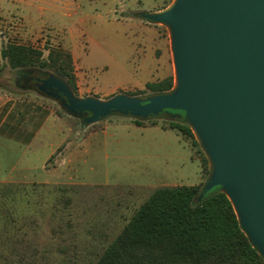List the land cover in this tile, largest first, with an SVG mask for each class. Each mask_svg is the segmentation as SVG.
Instances as JSON below:
<instances>
[{
  "label": "rangeland",
  "instance_id": "rangeland-1",
  "mask_svg": "<svg viewBox=\"0 0 264 264\" xmlns=\"http://www.w3.org/2000/svg\"><path fill=\"white\" fill-rule=\"evenodd\" d=\"M12 1L0 0L11 8L7 17L0 12V85L26 91L16 86L15 73L1 58L8 44L32 47L44 59L51 50L71 49L78 60L72 70L76 96L107 100L115 93L137 91L132 89L144 71L139 49L142 28L151 23L141 14L163 9L173 0ZM158 27L169 44L167 29ZM169 64L174 80L171 52ZM71 120L81 129L80 120ZM118 120L134 122L113 115L84 127L94 131L108 123L104 132L88 136L82 145L69 138L63 169L64 179L72 184L58 185L67 189L65 193L50 187L0 188V193L12 190L21 195L16 202L20 230L15 239L0 233V264H95L155 189L206 182L210 165H202L205 155L192 138L174 130L153 134L152 129ZM151 122L166 127L169 120L143 124Z\"/></svg>",
  "mask_w": 264,
  "mask_h": 264
},
{
  "label": "water",
  "instance_id": "water-1",
  "mask_svg": "<svg viewBox=\"0 0 264 264\" xmlns=\"http://www.w3.org/2000/svg\"><path fill=\"white\" fill-rule=\"evenodd\" d=\"M141 17L168 31L169 93L79 98L54 74L33 91L81 129L113 115L170 121L182 112L210 165L198 201L220 188L264 259V0H173Z\"/></svg>",
  "mask_w": 264,
  "mask_h": 264
},
{
  "label": "trees",
  "instance_id": "trees-1",
  "mask_svg": "<svg viewBox=\"0 0 264 264\" xmlns=\"http://www.w3.org/2000/svg\"><path fill=\"white\" fill-rule=\"evenodd\" d=\"M42 55L32 47L16 44H8L1 52L5 66L15 74L52 72L77 95L71 54L51 50L45 59ZM172 87L170 76L148 83L128 96L144 99L152 94H167ZM179 113L181 117L170 120L166 128L192 138L196 146L198 143L183 113ZM160 117H150L147 121ZM143 122L134 120L137 126ZM202 165H208L206 158ZM201 190L202 185L155 189L95 264H264L243 232L226 195L220 188H214L198 201Z\"/></svg>",
  "mask_w": 264,
  "mask_h": 264
},
{
  "label": "crops",
  "instance_id": "crops-1",
  "mask_svg": "<svg viewBox=\"0 0 264 264\" xmlns=\"http://www.w3.org/2000/svg\"><path fill=\"white\" fill-rule=\"evenodd\" d=\"M6 2L13 3L12 0ZM10 9L0 3L2 16L10 15ZM163 9L153 8L149 12H160ZM18 18L23 19L22 16ZM142 31L139 49L143 55V78L132 90H142L148 83L159 82L171 76L167 36L154 24L143 25ZM69 53L77 69L78 60L71 49ZM118 121L130 123L142 130L152 129L154 132L150 133L153 134L173 130L156 122L137 126L127 120ZM107 125V122L104 123L100 130H77L71 117L56 108L50 100L31 90L14 91L0 85V188L30 187L44 190L50 187L58 190L62 188L58 185L72 184L64 179L63 169L68 162L67 158L64 159V154L66 146H71L69 138L73 136L74 143L82 145L88 136L104 132ZM32 196L39 198L38 194ZM20 200L21 195L19 197L15 191L0 193V233L11 234V239H15V232H19L21 226L17 215L20 204L16 203Z\"/></svg>",
  "mask_w": 264,
  "mask_h": 264
},
{
  "label": "flooded vegetation",
  "instance_id": "flooded-vegetation-1",
  "mask_svg": "<svg viewBox=\"0 0 264 264\" xmlns=\"http://www.w3.org/2000/svg\"><path fill=\"white\" fill-rule=\"evenodd\" d=\"M17 77L16 86L24 90H35L39 84L38 80H43L44 75L35 71H25L15 74Z\"/></svg>",
  "mask_w": 264,
  "mask_h": 264
}]
</instances>
